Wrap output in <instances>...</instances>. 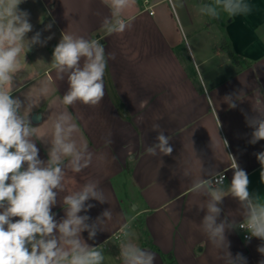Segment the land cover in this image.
I'll return each instance as SVG.
<instances>
[{
	"label": "crops",
	"instance_id": "0c3cea01",
	"mask_svg": "<svg viewBox=\"0 0 264 264\" xmlns=\"http://www.w3.org/2000/svg\"><path fill=\"white\" fill-rule=\"evenodd\" d=\"M206 2L214 0H136L124 16L131 27L111 35L102 26L111 15L103 0H24L19 5L33 25L26 38L40 28L41 42L25 57L21 54L13 97L24 100L51 77L49 93L30 114L37 135L50 138L52 119L66 107L79 126L77 138L94 154L105 155L103 162L94 158L80 173L66 170L65 190L52 209L61 220L63 197L89 181L99 182L108 202L91 200L95 207L80 214L92 223L109 208L112 219L94 239L87 232L81 235L89 245L103 248V264H122L125 225L128 232L133 229L134 243L156 254L155 264H226L227 250L215 248L202 230L207 197L192 192L193 182L219 171L226 174V187L237 164L249 177L250 193L264 196V168L256 158L264 152V140L250 143L253 129L246 121L257 115L254 109H264V0H245L247 13L222 12L219 19L198 14ZM64 32L97 39L106 58L114 55L97 106L60 103L67 78L56 79L51 62ZM229 95L238 100L235 108L225 100ZM36 114L40 119L32 122ZM155 124L169 136L171 155L146 152L157 143ZM35 142L39 158L47 161L50 145ZM221 207L220 219L243 221L236 199L226 196ZM226 237L233 257L242 254L247 264L264 260L257 251L264 241H244L238 227L226 231Z\"/></svg>",
	"mask_w": 264,
	"mask_h": 264
},
{
	"label": "clouds",
	"instance_id": "9594fccd",
	"mask_svg": "<svg viewBox=\"0 0 264 264\" xmlns=\"http://www.w3.org/2000/svg\"><path fill=\"white\" fill-rule=\"evenodd\" d=\"M23 2L0 0V264H103V248L89 245L81 235L87 232L88 239H94L97 232L102 231L100 226L112 219L109 208L92 223L87 214H80L95 207L88 203L91 200L101 204L108 202L99 182L89 181L65 195L62 201L65 215L61 220H56L52 209L58 203L59 193L65 190L66 170L80 173L92 165L94 158L103 162L105 155L94 154L86 142L77 138L79 126L66 107L52 119L50 138L47 133L37 135L30 114L49 93L51 77L41 81L36 93L26 95L24 100L12 95L20 71L21 54L25 57L41 42L40 33L26 38L27 33L33 31V25L30 13L19 8ZM103 2L111 13L102 22L107 34L123 33L131 27V20L124 16L135 7L136 0ZM248 11L245 0H214V3H204L198 8L199 15L213 19H219L222 12L235 16ZM108 59H114V55L108 53L106 58L105 47L99 40L62 33L51 62L56 79L67 78L68 90L60 103L71 106L79 101L84 105H99L105 95L103 78ZM225 100L229 107L237 106L238 100L233 95L226 96ZM254 111L257 115L246 116L248 126L253 129L252 144L264 140V109ZM153 130L159 133L157 143L148 146L146 152L151 156L171 155L173 148L169 136L159 124L153 125ZM36 140L50 145L47 161L39 158ZM107 142L111 143L110 140ZM256 158L264 168V152L256 154ZM261 179L264 181V171ZM224 180V174L216 171L214 179L197 180L192 184V192L207 197L205 207L201 208L206 210L201 227L215 248L227 250L226 264H247L242 254L233 257L228 251L226 231L238 227L248 233L247 239L255 237L264 241V196L250 193L249 177L237 164L226 187ZM226 196L239 202L243 210L242 223L237 224L228 217L220 219ZM126 228L127 225L121 229L124 237L119 250L122 264H155L156 254L134 243ZM257 251L264 255V244ZM260 264H264V260Z\"/></svg>",
	"mask_w": 264,
	"mask_h": 264
},
{
	"label": "built area",
	"instance_id": "2783aa9c",
	"mask_svg": "<svg viewBox=\"0 0 264 264\" xmlns=\"http://www.w3.org/2000/svg\"><path fill=\"white\" fill-rule=\"evenodd\" d=\"M143 1H144V3H147V0H143ZM150 13L152 14L153 11H150ZM222 173L224 174V177L226 178V174H225V172H222ZM209 179H214V175H213L212 177H210ZM242 222H243V221H242ZM242 222H240V223H242ZM238 230H239V232H240V234H241V237H242V239H243L244 241H249V240L255 238V237H252V238H250V239H247L246 237H248V233H247L245 230L240 229V228H238ZM118 237H119V234H114V235L112 236V238H114V239H118Z\"/></svg>",
	"mask_w": 264,
	"mask_h": 264
},
{
	"label": "water",
	"instance_id": "95a60500",
	"mask_svg": "<svg viewBox=\"0 0 264 264\" xmlns=\"http://www.w3.org/2000/svg\"><path fill=\"white\" fill-rule=\"evenodd\" d=\"M41 32V29H37L32 35H31V38L36 34V33H40ZM40 119V115L39 114H36L32 117V122H37L39 121Z\"/></svg>",
	"mask_w": 264,
	"mask_h": 264
},
{
	"label": "rangeland",
	"instance_id": "374dc122",
	"mask_svg": "<svg viewBox=\"0 0 264 264\" xmlns=\"http://www.w3.org/2000/svg\"><path fill=\"white\" fill-rule=\"evenodd\" d=\"M23 4H24V2H23V3H21L20 5H23ZM132 230H133V229H132ZM132 230L130 231V232H131V234H132V232H133Z\"/></svg>",
	"mask_w": 264,
	"mask_h": 264
},
{
	"label": "trees",
	"instance_id": "16d2710c",
	"mask_svg": "<svg viewBox=\"0 0 264 264\" xmlns=\"http://www.w3.org/2000/svg\"><path fill=\"white\" fill-rule=\"evenodd\" d=\"M207 3V2H206Z\"/></svg>",
	"mask_w": 264,
	"mask_h": 264
}]
</instances>
